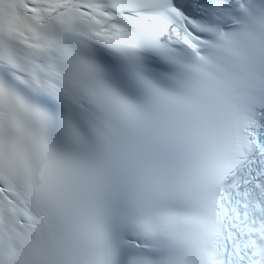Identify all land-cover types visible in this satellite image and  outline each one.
<instances>
[{"label":"snow or ice","instance_id":"snow-or-ice-1","mask_svg":"<svg viewBox=\"0 0 264 264\" xmlns=\"http://www.w3.org/2000/svg\"><path fill=\"white\" fill-rule=\"evenodd\" d=\"M0 264H264V0H0Z\"/></svg>","mask_w":264,"mask_h":264}]
</instances>
